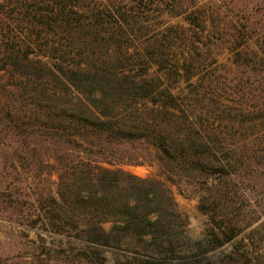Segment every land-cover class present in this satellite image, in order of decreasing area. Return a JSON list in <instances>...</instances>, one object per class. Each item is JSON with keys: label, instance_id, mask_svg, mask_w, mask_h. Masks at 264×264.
Here are the masks:
<instances>
[{"label": "trees", "instance_id": "1", "mask_svg": "<svg viewBox=\"0 0 264 264\" xmlns=\"http://www.w3.org/2000/svg\"><path fill=\"white\" fill-rule=\"evenodd\" d=\"M134 19L94 0L0 3V144L10 149L12 175L43 182L24 185L42 229L75 242L81 256L110 251L122 257L114 264H252L244 250L211 253L244 229L248 199L238 182L260 166L261 155L236 141L235 130L245 135L264 119V101L249 112L227 99H263L264 33H244L247 48H231L234 66L221 71L247 77L230 86L193 56L171 64L168 51L148 47L134 57L123 46ZM175 77L187 82L183 97L173 93ZM142 163L155 164L158 177L113 167ZM170 185L197 199L208 220L201 240L187 236Z\"/></svg>", "mask_w": 264, "mask_h": 264}, {"label": "rangeland", "instance_id": "2", "mask_svg": "<svg viewBox=\"0 0 264 264\" xmlns=\"http://www.w3.org/2000/svg\"><path fill=\"white\" fill-rule=\"evenodd\" d=\"M5 0H0L2 3ZM100 7L117 5L127 15L134 17L130 36L123 46L129 47L134 57L146 56L148 47H159L172 55V63H182V56L196 57L214 69L215 77L227 85L235 86L245 81L246 74L241 70L223 72L221 66H234L233 47L243 45L240 35L244 33H264V0H94ZM205 20L204 29L198 26ZM254 24L253 27L251 24ZM126 28V26H124ZM250 27L251 30L249 29ZM238 31V32H237ZM239 34V35H238ZM238 37L234 42V36ZM244 38V37H243ZM254 38H257L255 35ZM251 42V41H250ZM249 43V42H248ZM250 44V43H249ZM251 45V44H250ZM232 48V49H231ZM157 70L151 65L150 71ZM179 73H182L180 71ZM202 72L201 75H204ZM176 78V77H175ZM199 78L195 76L192 82ZM178 88L175 95L182 97L187 92L183 77L176 78ZM223 84V82H221ZM259 94L230 96L233 103L246 105V111H258L263 99ZM224 98V97H223ZM254 106V107H252ZM264 107V106H262ZM264 119L258 117L252 130L244 134L235 130V140L249 146L261 155L260 166L256 174L246 175L238 182L237 193L248 199L244 206V229L238 232L231 243L224 245L211 256L229 251H245L249 253L252 264H264ZM260 138V140L257 139ZM10 149L6 142L0 144V264H114L122 260L120 254L105 251L102 258L90 259L73 250L75 242L60 235L42 229V220L37 218L35 195L32 190H25L24 185L43 187L39 179L22 174L18 179L13 173ZM121 168L138 177L157 178V166L151 163L117 164ZM43 179V178H42ZM57 176L53 174L52 181ZM53 186L50 183V187ZM176 211L185 221V232L191 241L203 238L208 220L197 209L196 198H185L178 193L176 186L170 185ZM44 221V220H43ZM106 228L109 225H105Z\"/></svg>", "mask_w": 264, "mask_h": 264}, {"label": "water", "instance_id": "3", "mask_svg": "<svg viewBox=\"0 0 264 264\" xmlns=\"http://www.w3.org/2000/svg\"><path fill=\"white\" fill-rule=\"evenodd\" d=\"M187 234V233H186ZM188 236V235H187Z\"/></svg>", "mask_w": 264, "mask_h": 264}]
</instances>
